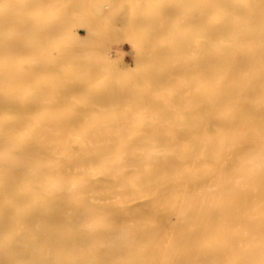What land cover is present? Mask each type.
Masks as SVG:
<instances>
[{
    "label": "bare ground",
    "instance_id": "6f19581e",
    "mask_svg": "<svg viewBox=\"0 0 264 264\" xmlns=\"http://www.w3.org/2000/svg\"><path fill=\"white\" fill-rule=\"evenodd\" d=\"M36 1L40 0H0V197H2V200L0 199L2 206L0 205V207H3L1 208L4 210L3 212L6 211L4 207H10L13 211V216L12 214L10 216L9 209L7 211L9 216L4 215L5 217H3L2 215V218L0 217V244L13 243L10 248L4 245L6 249H38L43 253H49L52 249H56L59 257L56 258L58 260L55 262H60L59 264H264V0L189 1V3L193 2V7L189 10H194L195 22H193V26L190 23L192 21L189 19L188 25L190 23V27L194 28L195 38L193 40L195 39L196 46L193 42L192 44L196 47V52L200 54V57H196L198 63L195 66L197 70L194 80L195 91H193L195 96L191 97V102L185 100L186 103L184 102L185 104L180 106L181 103L177 101V97L165 96L163 95L164 92L163 94L160 93L159 96L162 94L165 97L163 99L164 103H160L158 99L159 104L162 105V109L165 108L170 114L165 111L166 113L164 115L160 113L158 118L161 119V116H163L168 121L159 119L156 122L147 120L139 123L140 120H137L132 125L127 123L124 126L122 124L121 128L116 126H114L116 128H105L103 126L99 129V132L105 135L99 137H90L86 134L83 136L84 133L95 132V130L88 129L90 125L70 129L67 124L57 120L61 114L59 111H53L52 107V109L46 108V111L45 109L42 110L45 112L40 111L42 113L36 111L33 107L36 88L49 84V82L46 84V79V81L39 79L35 82L38 77L35 74H39L33 71V68H36V66H33V63L35 64L33 62L34 51L35 53H41V50L38 49L46 43L45 37L48 35V33L43 34V23L33 13V3ZM60 1H58V4L62 3ZM166 1L172 2L171 0ZM185 1L183 0V5L188 3V0ZM66 2L68 1L66 0ZM81 2L84 3L82 0ZM80 3L78 4L80 5ZM96 3L98 4V2ZM58 4L57 8L60 6ZM64 4L66 5V3ZM69 4L71 5L72 2H69ZM53 5H56L55 2ZM70 5L68 6L70 7ZM111 5L113 6L112 3ZM176 5L178 6V4ZM179 5L183 7L182 3ZM186 5L185 8L188 9L189 6ZM68 6L58 8V10L62 13ZM101 6L104 7V5ZM173 6H175L174 2ZM173 6H170L171 11ZM180 6L176 9H179ZM71 8V11H73V7ZM161 8V6L158 8L159 12ZM155 9L154 14H156ZM187 9L184 12L188 11ZM46 12L45 10L44 13ZM159 12L157 14H160ZM48 16L47 13L46 17ZM155 16L151 18L155 19ZM173 16L175 15L173 14ZM162 17L160 15V18ZM151 18H148L147 21L151 20L150 22L153 23L154 20L152 21ZM188 18H193V14L192 17ZM87 20L85 19V22ZM99 21L97 20L98 23H96L101 24V21ZM183 21L185 22V18ZM78 22L83 23L82 25L85 27L83 21ZM158 22L160 21L155 22V25ZM166 23L168 25V22ZM100 24L99 30H101L100 28L104 23ZM146 24L148 29L149 23ZM145 25L143 24L141 27ZM49 26H51V23ZM78 26V28H82L81 25ZM141 27L139 28L140 31L144 32V28L141 29ZM55 28L52 30H56V33L53 32L54 34H58L62 30ZM117 28L119 29L118 26ZM180 30V28L176 30L177 33ZM96 31L94 32L97 35L98 30ZM191 31L193 34V30ZM105 32L109 38H107V41L111 40L110 31L109 35L107 31ZM54 34L53 36H55ZM91 34H93L92 31ZM130 34L132 33L130 32ZM153 35L157 37V34ZM66 37H68V34L63 39ZM112 37L114 36L112 35ZM37 38L39 41L43 40V44L37 50H33ZM59 38H62L61 35H59ZM68 38L74 39L70 36ZM187 38L188 35L186 34V38L185 36L179 37L178 41ZM50 39L49 43L58 38L55 36L52 41ZM92 40L94 41V39ZM188 40L187 43L190 41ZM86 41H88L86 38L85 41L82 40V42L88 44L89 42ZM74 42L79 46L82 44V42L78 44L77 39ZM85 44L84 47H86ZM114 46L116 47V44H113ZM72 48L70 47L69 50L71 51ZM75 48L79 50L78 47ZM85 50L86 48H82L83 53ZM40 53L39 56L42 55ZM80 53H82L81 47ZM80 53L77 59H82L79 58L83 57L80 56ZM85 53L84 58L86 59L88 51L86 50ZM72 54L70 53V56H74V52ZM96 54L98 53H94L93 56ZM51 55L52 53H50ZM76 55L77 53H75ZM176 55L179 56V54ZM60 56L59 59L65 62L66 55L63 56L65 59H62L61 53ZM70 58L71 61L72 58ZM89 58V64L93 60L95 61L94 58ZM113 58L114 63L120 62L119 57ZM39 59H41V56ZM53 59L51 58L54 62L56 56ZM48 60L46 57V63L49 62ZM110 61L112 60L110 59ZM68 62L66 60V63ZM101 62L99 61V63ZM99 63L98 65H100ZM45 65L43 66L45 67ZM83 66H81V69ZM44 67L43 69H45ZM47 67L49 68V64ZM47 67L45 70L48 72ZM175 68L174 70L171 69L173 74ZM119 69L122 70L123 68ZM91 71H89L90 74ZM98 71L100 73V70ZM123 71L126 72V70ZM146 71L144 70L143 74ZM121 73L117 74L118 78H121V76L123 78ZM152 73L150 70V74ZM170 73H168V76ZM58 74L53 77L58 78ZM103 74L101 77H103ZM134 74L139 76L135 71ZM154 74L151 76L156 77ZM160 75L163 77V72ZM85 77V79L82 77L83 81L87 79L88 75ZM128 77L132 78V74L127 75V79ZM182 77L184 78V76ZM122 78L121 80L125 77ZM154 78L152 81L155 84L156 81L154 80H158V78ZM74 79V83L79 80L73 77ZM88 79L86 84L93 85L90 84V80L87 83ZM135 80L138 81L137 78H134V82ZM173 80L175 81V79ZM142 81L145 84L148 82ZM163 81L165 80L163 79ZM187 81L189 80H183L184 84ZM120 82V85L117 83V86L113 85L115 86L114 88L112 86L113 89L108 87L110 88L109 94L117 88L116 91L114 90L116 94L114 96L117 99L120 97L119 95L123 94H119V91H123L118 90V86H121L122 89V82ZM95 84L97 85L96 82ZM174 84L176 83L173 82L172 85ZM65 85L67 86V83ZM76 85L78 87V84ZM185 85L188 87L187 84ZM48 86L52 88V85L49 84ZM147 86L145 85L143 88ZM177 86L180 87V85ZM135 87L139 88L140 86L134 85L132 90L137 89ZM176 87H173V89ZM70 89L64 91L62 89V91L59 90L61 92H58L62 94V92L71 91ZM176 89L173 91H176ZM73 90L79 91L78 89ZM182 90L184 91V89ZM80 91V93H83L82 96L88 95L87 93L85 95V91ZM106 91L104 94L107 93ZM169 91L172 92L171 90L167 92L169 93ZM183 91L181 92L183 93ZM189 91L185 90V94ZM68 92L66 94L70 93L69 96H72L73 93ZM93 92L92 90L91 96H93ZM128 92H125L126 96H128L127 94L130 96L134 94V91H132L133 94ZM157 92L159 93V90L154 93L157 94ZM135 93L138 92L135 91ZM182 93L180 94L182 95ZM38 94L41 95L37 92V96ZM180 94L178 93V95ZM44 95L46 94L43 93ZM98 96L101 95L97 94L96 97L98 98ZM112 96L113 93L108 97L112 98ZM94 97L88 99L93 102L94 99H97ZM59 100L61 99L56 101ZM73 100L76 101V99ZM103 100L105 101V99H102L100 103ZM41 102L45 101L41 100ZM107 102L104 103L107 104ZM76 103L74 104L76 105ZM78 104L82 105L79 102ZM131 106L135 107L133 104L123 107L125 110H130ZM153 106L151 107L153 108ZM56 108L58 107L56 106L55 110ZM120 108L121 106H119L118 111H116L117 109L114 111L121 114L119 113ZM159 109H161V106ZM181 110L185 112L190 110V116L188 113V115L185 113V116L190 117L191 120H181L180 118L184 117ZM148 113L146 115L145 113L133 114L131 112L136 119L149 117ZM105 115L107 117V114L103 116L105 117ZM67 116L69 115L67 114ZM103 116L101 113V119L104 118ZM112 116L109 115V118L116 119L118 115L116 117ZM156 116L153 115V119H156ZM120 117L122 120L123 115ZM171 117H175V120L178 117L181 121H174ZM81 118L77 119L79 123L91 125L96 123L110 124L106 122L109 118H106L107 120L104 118L105 122H98L94 119L93 121L84 122L85 119ZM69 119L71 120V118ZM80 119L82 122H80ZM147 123L149 126L152 124V127H154L150 130L142 128ZM155 132L166 134V136L160 137L161 134H159V137L144 136V134ZM132 133L143 134V136H131ZM187 133L188 136H181V134ZM42 134L45 135L42 136ZM50 134L53 136H49ZM95 134L93 133V135ZM15 171H19L21 174H16ZM22 179L23 182L19 183L18 181ZM132 202H145L151 204L152 207L147 208L145 206L147 212H149V216L145 215L147 218L141 217L143 220H137L136 218L133 220L134 216H132V219L128 215L127 219L132 220L125 223L127 219L124 220L118 217L117 214H128L130 208L125 205ZM65 203L74 206L72 205L73 207L70 209V207L67 208ZM63 204L66 209L72 210V213L71 216L69 212L65 218L63 216L59 219L57 215L61 209L60 206ZM106 204H115L118 207L107 208L102 206ZM140 207L135 208L136 213L137 208L139 210ZM66 209L64 211L68 213ZM142 211L140 209L139 212ZM131 212L133 211L131 210ZM137 214L142 215L141 213ZM60 249H66V251ZM67 249H73L74 252L70 250L73 255L66 254ZM99 249H106L104 256L95 255L99 252ZM19 250H15V252H19ZM15 252L12 253L15 254ZM92 252L95 253L94 258L87 259L86 253H90L92 256ZM7 254L8 252L4 255ZM21 255L25 259L24 254ZM14 256H10V258ZM33 257L32 259H34ZM50 257L53 258V256ZM36 258H39V260H33V264H47L49 262L46 260L43 262V258L41 257L42 260H40V256H36ZM14 260L12 261L14 262ZM52 260L50 261L52 262ZM51 262L48 264H52Z\"/></svg>",
    "mask_w": 264,
    "mask_h": 264
},
{
    "label": "rangeland",
    "instance_id": "374dc122",
    "mask_svg": "<svg viewBox=\"0 0 264 264\" xmlns=\"http://www.w3.org/2000/svg\"><path fill=\"white\" fill-rule=\"evenodd\" d=\"M52 1V0H51ZM50 0H40V1H36V2H34L33 3V13H35V16L37 17V18H39L40 20H41V23H43V34L44 33H48V35H47V37H45L46 38V43H44V45L46 46H44V45H42L43 44V40L42 41H39V39L37 40V39H35V40H37L36 42H35V40L33 41V44H34V42L36 43V44H34L33 45V47H35V48H33V50H37L41 45V47H40V49H38L39 51L41 50V53L40 54H42V55H40L41 56V59L43 60V61H40L41 59H39L40 58V56H39V53H35V51H34V56H33V62H35V64L33 63V66L35 67L36 66V68L34 69L33 68V71H35L37 74H39V75H36L35 74V76H38L36 79H35V82L36 81H38L39 79L41 80V79H43V80H47V83L46 84H48V82H49V84L50 85H52V88H51V86H48V85H41V86H39V87H37L36 89V93H35V96H34V99H35V97L37 96V92H39V93H41V95L40 94H38V96L37 97H39V98H37L36 97V99L34 100L33 99V107H34V109L36 110V111H38V112H40V111H42V110H44L45 109V111H46V108H53L54 110L53 111H59V113L61 114V116H59V118L57 119V120H60L61 121V123H65V124H67V127H69L70 129H76L77 127H82V126H85V125H90V127L88 128V129H90V130H95V132H90V133H84V135L83 136H85V134L86 135H88V136H90V137H96V136H104L102 133H100L99 132V129L100 128H103V126L105 127V128H111V127H113V128H116V127H120L122 124L124 125V126H126L127 125V123H130L131 125L133 124V122H135V121H137V120H140L139 121V123H142V122H146L147 120H149L150 122L151 121H153V122H156L157 120H159L160 118H158V117H160V113H161V115L163 114H165L166 112H168L169 113V111H167V110H165V108L164 109H162V105L161 104H159V101H158V99L160 100V103H164V97L165 96H167V95H170V96H175V97H177L176 99H177V101H179V103H181V104H179L180 106L182 105H184L185 103H186V101L185 100H188V101H190L191 102V97L194 95L195 96V94H194V92L193 91H195V77H196V67L195 66H197V63L198 62H196V61H198L197 59H196V57H200V54H198L197 52H196V45H195V39L193 40V38H195V32H194V28H192V26L190 27V25L192 24H194L193 22H195L194 21V17H195V15H194V10L192 9V11L191 10H189L190 8H192L193 7V2L191 3H189V1H191V0H188V3H186V4H188V5H186V6H189V8L187 9V7L185 8V5H183L184 4V2H183V0H171L172 2H167L166 0H92V1H88V0H82L84 3H82L81 2V0H71V1H69V0H67L68 2H66V0H53L52 2H51ZM57 1V2H56ZM58 1H60V2H62L61 4H58ZM111 1V2H110ZM185 1V0H184ZM44 2V3H43ZM55 2V4L56 5H53V3ZM59 2V3H60ZM69 2H72V4L71 5H73V6H71L70 4H69ZM82 4H81V3ZM87 2V4H85ZM93 2V4L91 5V3ZM96 2H98V4L96 3ZM128 2V3H127ZM134 2V3H133ZM173 2H174V4H175V6H173ZM185 2H187V0L185 1ZM64 3H66V5L64 4ZM74 3H76V5H74ZM78 3H80V5L78 4ZM97 4V6H96V4ZM111 3L113 4V6L111 5ZM131 5H130V4ZM180 3H182V5H183V7H181L179 4ZM47 4V5H46ZM57 4L58 5H60L58 8H61V7H66V6H68V5H70V7L68 6L66 9H68V10H70V11H68V10H63L62 11V13H61V11L60 10H58V8L56 7L57 6ZM99 4H100V7H99ZM109 4V5H108ZM176 4H178V6L176 5ZM192 4V6H190ZM86 5V6H85ZM101 5H104V7L103 6H101ZM106 5V6H105ZM111 5V6H110ZM121 5H122V8H121ZM173 6V8H172V11L170 10V6ZM78 6H80V7H78ZM96 6V7H95ZM110 6V7H109ZM160 6L163 8H161L160 9V12L158 11L159 9L158 8H160ZM180 6V8H182L183 9V11H182V9H181V11L180 12H178L179 11V9H176V8H178ZM71 7H73V11H71L72 10V8ZM92 7H93V9H92ZM98 7V8H97ZM164 7H167V8H164ZM169 7V8H168ZM46 8V9H45ZM70 8V9H69ZM75 8V9H74ZM78 8H80L79 10H78ZM95 8H97V9H99V10H97V9H95ZM154 8H156L155 10H156V14H154L153 12H155L154 11ZM174 8H175V10H174ZM185 8V9H184ZM52 9V10H51ZM53 9H54V12H53ZM63 9V8H62ZM82 9V10H81ZM84 9H87V10H84ZM96 11H95V10ZM119 9V10H118ZM188 10V11H185L184 12V10ZM47 11L46 13H44V11ZM50 10V11H49ZM75 10V11H74ZM117 10V11H116ZM170 10V11H169ZM130 11H131V14H130ZM167 11V12H166ZM53 12V13H52ZM116 14H115V13ZM138 12V13H137ZM145 12H146V14H145ZM160 13V14H157V13ZM163 12V13H162ZM165 12V13H164ZM47 13H48V17H46L47 16ZM97 13H98V15H97ZM100 13V14H99ZM150 13V14H149ZM175 15V16H173V14ZM185 13H189V14H186L185 15ZM112 14H114V15H112ZM166 14V15H165ZM181 14H183V15H181ZM192 14H193V18H188V17H192ZM46 15V16H45ZM89 15H90V17H89ZM101 15V16H100ZM110 15H112V16H110ZM132 15V16H131ZM154 15H156L155 16V19L157 20V21H160V22H158V23H156V25H155V22H157L155 19H152L151 17H153ZM158 15V16H157ZM160 15H161V17L162 18H160ZM165 15V16H164ZM181 17H180V16ZM191 15V16H190ZM39 16V17H38ZM99 16V17H98ZM171 16H173V18H171ZM179 16V17H178ZM50 17V18H49ZM86 17V18H85ZM89 17V18H88ZM96 17H98L99 19H101L100 21H101V24H103L104 23V25H102V28H100L101 30H99L98 28L99 27H101V26H99V24H97L98 22H97V20L99 21V19L98 18H96ZM102 17V18H101ZM110 17V18H109ZM157 17V18H156ZM158 17H159V20H158ZM43 18H44V20H43ZM87 18H88V20H87ZM92 20H91V19ZM151 18L152 19V21L154 20V22L152 23V22H148L147 20H149V19ZM180 18V19H179ZM184 18H185V22L183 21L184 20ZM187 18V19H186ZM85 19L87 20L86 22H85ZM103 19V20H102ZM108 19H110L109 21H108ZM130 19V20H129ZM142 19H143V21H142ZM177 19V20H176ZM191 20L192 22H190L189 23V25H188V20ZM53 20V21H52ZM62 20V21H61ZM70 20V21H69ZM73 20V21H72ZM172 20V21H171ZM180 20H181V22H180ZM43 21V22H42ZM49 21H50V23H51V26H49L50 25V23H49ZM52 21V22H51ZM71 21L73 22L72 24H71ZM78 21H83L84 22V26L85 27H83V23H80V22H78ZM99 21V22H100ZM128 21H130V22H128ZM168 22V25H167V23L166 22ZM175 21V22H174ZM46 22H48V23H46ZM97 22V23H96ZM103 22V23H102ZM107 22V23H106ZM109 22V23H108ZM133 22V23H132ZM143 22V23H142ZM58 23V24H57ZM80 23V24H79ZM130 23V24H129ZM146 23H149L148 25V29H147V24ZM177 25H175V24ZM177 23H179L180 25H178ZM46 24H48V25H46ZM53 24V25H52ZM100 24V25H101ZM143 24L146 26V28H144V27H141V26H143ZM186 24V25H185ZM41 25V24H40ZM55 25V26H54ZM78 25H81L80 27H82V28H78L79 26ZM97 25V26H96ZM111 27H109V26ZM158 25V26H157ZM185 25V26H184ZM42 26V25H41ZM47 26V27H46ZM53 26V27H52ZM94 26H96L95 28H96V30H98V33H97V35L95 34V32L94 31H96V30H94L95 28H94ZM116 26V27H115ZM117 26L119 27V29L117 28ZM151 26V27H150ZM155 26V27H154ZM179 26V27H178ZM194 26V25H193ZM56 27V28H55ZM77 27V28H76ZM112 27H115L114 29L112 28ZM141 27V29H143V31L144 32H141L140 31V28ZM168 27V28H167ZM173 27V28H172ZM175 27V28H174ZM47 28V29H46ZM58 29V30H60V29H62V30H60L59 32H58V30H57V32H58V34H54L53 32H55V31H52L53 29ZM94 28V29H93ZM103 28H104V30H103ZM109 28V29H108ZM157 28V29H156ZM181 29L178 33H177V31L176 30H178V29ZM76 29V30H75ZM121 29V30H120ZM156 29V30H155ZM159 29V30H158ZM174 31H173V30ZM50 32H49V31ZM66 30V31H65ZM86 30H87V35H86ZM102 30H103V32H102ZM126 30H128L126 33H125V31ZM171 30V31H170ZM191 30H193V34H192V31ZM77 31H78V33H77ZM91 31H92V33L96 36V37H98L97 39H96V37L93 35V34H91ZM105 31H107V33H108V35L110 34V37H111V40L113 41H111V40H109V41H107V36H106V32ZM109 31H110V33H109ZM117 31V32H116ZM146 31V32H145ZM173 31V32H172ZM182 31H183V33H182ZM190 31H191V34H190ZM61 32V33H60ZM97 32V31H96ZM114 32H116V33H114ZM129 32V33H128ZM130 32L132 33V34H130ZM172 32V33H171ZM51 33V34H50ZM56 36V38H58V39H54L55 41H53V42H50V43H52V44H50L49 43V39H50V41H52L53 40V38H55V36H53V34ZM56 33V32H55ZM63 33V34H62ZM100 33H102L101 35H100ZM112 33H114V34H112ZM151 33H153V34H157V37H154V36H156V35H153V34H151ZM190 35H189V34ZM67 34H68V37L70 36V37H73L74 39H70V38H68V37H66L65 39H63V37H65V36H67ZM98 34H99V36H98ZM129 34V35H128ZM150 34V35H149ZM174 34H177L176 36L174 35ZM179 34H180V36H179ZM184 34V35H183ZM186 34L188 35V38L187 39H189L190 40V36H191V40H193V41H189L188 43H190V44H188L187 43V39H182V40H184L183 42H180V41H182V40H180V41H178V39H179V37L181 38V37H184L185 36V38H186ZM59 35H61V37L62 38H59ZM79 37H78V36ZM112 35L114 36V37H112ZM117 35V36H116ZM149 35V36H148ZM86 36V37H85ZM148 36V37H147ZM153 36V37H152ZM83 37V38H82ZM126 37V38H125ZM128 37V38H127ZM152 38V40H151V38ZM178 37V38H177ZM48 38V39H47ZM85 38L88 40V41H86L88 44H85L84 42H82V40L83 41H85ZM113 38H115V39H113ZM123 38V39H122ZM153 38H155V39H153ZM76 39H77V43L79 44L80 42H82V44L84 43L85 44V46L86 47H84V44H83V46H82V44L79 46V45H77L74 41H76ZM92 39H94V41L92 40ZM109 39V38H108ZM122 39V40H121ZM158 39V40H157ZM40 40H41V38H40ZM79 40V41H78ZM91 40V41H90ZM139 40H142L141 42L139 41ZM160 40V41H159ZM56 41H57V43H56ZM115 41V42H114ZM117 41H120V42H117ZM143 41H144V43H143ZM152 41V42H151ZM185 41H186V43H185ZM40 42V43H39ZM59 42V43H58ZM63 42V43H62ZM90 42H92V44H90ZM141 43V44H139V43ZM160 42V43H159ZM164 43V45H163V43ZM192 42L194 43V45L195 46H193V44H192ZM49 43V44H48ZM72 43H74V44H72ZM182 43H183V45H182ZM58 44H60V45H58ZM113 44L115 45L116 44V47L114 46L113 47ZM192 44V45H191ZM73 45V46H72ZM74 45H75V47H78L79 48V50L77 49V48H75L74 47ZM60 46V47H59ZM68 46H69V48L71 47H74V48H72L71 49V51L69 50V48H68ZM156 48H155V47ZM160 46V47H159ZM185 46H188V47H185ZM68 49H67V48ZM80 47H81V52L82 53H80ZM113 47V48H112ZM82 48L83 49H85L86 48V50L88 51V53H87V55H88V57L85 59L84 58V56H85V52H86V50H85V52L83 53V51H82ZM114 48H116V49H114ZM65 49V50H64ZM129 49H130V51H129ZM62 50H64V51H62ZM67 50H69V51H67ZM107 50H109V51H107ZM116 52H114V51ZM127 52H126V51ZM44 51V52H43ZM57 53H56V52ZM171 51H173V52H171ZM53 52H54V54H53ZM72 52H74V56H72L73 54H72ZM80 53V56H83V57H79V58H82V59H77L78 57L77 56H79L78 54ZM91 52H93V54L94 53H98V54H96V55H94L93 56V54H91ZM44 53H47V54H44ZM50 53H52V55L50 56ZM56 53V54H55ZM60 53H61V55H62V59H65L63 56H65V57H67L66 58V60H67V62L68 63H66V60H65V62L64 61H62V60H60L59 58H61V56H60ZM68 53H69V55H68ZM70 53L72 54L71 56H70ZM75 53H77V55L75 56ZM101 53V54H100ZM120 53V54H119ZM128 53V54H127ZM184 53V54H183ZM36 54H37V56H36ZM64 54V55H63ZM83 54V55H82ZM90 54V55H89ZM116 54V55H115ZM137 54V55H136ZM139 54V55H138ZM176 54H179V56L178 55H176ZM183 54V55H182ZM45 57H44V56ZM48 55V56H47ZM92 55V56H91ZM109 55H110V57H109ZM117 55H118V57H119V59H120V62L118 61H116L115 60V62H117V63H114V58L113 57H115V58H118L117 57ZM120 55V56H119ZM135 55V56H134ZM55 56H56V59H55ZM96 56V57H95ZM122 56H125L124 58H121ZM140 56V57H139ZM177 56V58H175ZM184 56V57H183ZM46 57H47V60L50 58V60H48L49 62H47L46 63ZM72 59H71V58ZM94 58L95 59V61L93 62L92 61V63L91 64H89L90 62H89V60H88V58ZM101 57V59H102V62H101V59H99L98 60V58H100ZM181 57V58H180ZM51 58L54 60V62L51 60ZM58 58V59H57ZM69 58L71 59V61L69 60ZM89 58V59H90ZM103 58H105V59H103ZM113 58V59H112ZM137 58H138V60H137ZM180 58V59H179ZM110 59L112 60V61H110ZM119 59H117V60H119ZM35 60V61H34ZM40 62H39V61ZM57 60V62H55ZM87 60H88V62H87ZM105 60H106V63H105ZM110 61V62H108V61ZM135 60H137V61H135ZM162 60H164V61H162ZM36 61H37V63H36ZM61 61H62V63H61ZM76 61H78V62H76ZM85 61H86V63H85ZM98 61V62H97ZM99 61L101 62V63H99ZM134 61H135V64H134ZM178 61V62H177ZM194 61V62H193ZM52 62V63H51ZM60 62V63H59ZM72 62H73V64H72ZM84 62V63H83ZM108 62V63H107ZM46 65H45V64ZM57 63V64H56ZM98 63L100 64V65H98ZM110 63V64H109ZM113 63V64H112ZM177 63V64H176ZM45 65V67L43 66V65ZM48 64H49V68L47 67L48 66ZM50 64H52V65H50ZM63 64V65H62ZM69 64H70V67H69ZM88 65V66H85V65ZM115 64V65H114ZM118 64V65H117ZM40 67V65H41V67L40 68H37L38 66ZM55 65V66H54ZM60 65H62L61 67H60ZM65 65V66H64ZM67 65V66H66ZM84 65V66H83ZM105 65V66H104ZM107 65H108V67H107ZM131 67H130V66ZM134 65H135V67H134ZM136 65H137V67H136ZM81 66H83L82 67V69H81ZM117 66H119V68H123L122 70L121 69H119V68H117ZM43 67L46 69V67H47V69L49 70V71H51L50 73H48L47 72V70H45V69H43ZM63 67H66V68H64L63 69ZM94 67V69L92 70V68ZM99 69H98V68ZM133 67V68H132ZM176 67V68H175ZM60 68V69H59ZM78 68H80V69H78ZM85 68V69H84ZM150 68V69H149ZM174 68H175V71H174V74H173V70H174ZM41 69V70H40ZM61 69H62V71H61ZM100 70V73H101V71H103L102 73H104L103 74V77H101V75H102V73L100 74V73H98L99 71L98 70ZM119 69V70H118ZM129 70V72H128V70ZM133 69V70H132ZM171 69H173L172 71H171ZM45 70V71H44ZM79 70V71H78ZM92 70V71H91ZM123 70H126V72H124ZM144 70L146 71V75L145 74H143V72H144ZM150 70H151V73L152 72H154V73H152V74H150ZM154 70V71H153ZM42 71H44V73H42ZM82 71V72H81ZM89 71H91V74H90V72ZM96 71V72H95ZM134 71H135V73H137V74H139V76L138 75H135L134 74ZM176 71H177V73H176ZM181 73H180V72ZM34 72V73H35ZM41 72V73H40ZM45 72H46V74H45ZM58 74V72H59V74H58V78L57 77H53V76H57V74ZM77 72H79L78 73V75H76V73ZM122 72V73H121ZM162 72H163V77H162V75H160V74H162ZM166 72H168V73H170V72H172V73H170L169 74V76H168V73H166ZM108 73V74H107ZM119 73H121V75L123 74V78H122V76H121V78L124 80V82H123V80H121V78L119 79L117 76L119 75ZM148 73V74H147ZM88 75V77H89V79H88V77H87V79H88V82L87 83H89V80H90V84L92 83L93 85H88V84H86V81H87V79L86 80H84L83 81V79H82V77H84V79L86 78L85 76L86 75ZM99 74H100V76H99ZM116 74V75H115ZM118 74V75H117ZM129 74L131 75L132 74V78L131 77H128V79H127V75L129 76ZM156 75V77L155 76H151V75ZM159 74V75H158ZM115 75V76H114ZM150 75V76H149ZM164 75H166L167 77H165ZM175 75V76H174ZM77 76V77H76ZM80 76H81V78H80ZM134 76V77H133ZM141 76V77H140ZM147 76H149L150 77V80H149V77L147 78ZM161 76V77H160ZM174 76V77H173ZM180 76V77H179ZM182 76H184V78L182 77ZM61 79H60V78ZM73 77L74 78H77V79H79V80H76V82L74 83V81H75V79L73 80ZM113 78V80H112V78ZM140 77V78H139ZM155 77V78H154ZM166 79H165V78ZM93 78V79H92ZM101 78V80H99ZM115 78H118V79H115ZM130 78V79H129ZM134 78H137L138 79V81L137 80H135V82H134ZM153 78L154 79H156V78H158V80H154V81H156L155 82V84H154V82L152 81L153 80ZM171 78H172V80H171ZM48 79H51L50 81L48 80ZM64 79H66L65 81H64ZM67 79H68V81H67ZM70 79V80H69ZM72 79V80H71ZM115 79V80H114ZM144 80V81H148L146 84H145V82H143L142 80ZM160 79H162V81H163V79L165 80V81H160ZM173 79H175V81L173 80ZM45 80V81H46ZM98 80V81H97ZM112 80V81H111ZM117 80V81H116ZM122 82H120V81ZM126 80V81H125ZM170 80H171V82L173 81L174 83H176V84H174V85H172V83L170 82ZM183 80L185 81V80H189V81H187V82H185V84H187L188 85V87L184 84V82H183ZM62 81H64L63 83H62ZM113 81H115V82H113ZM151 81V82H150ZM69 82V83H68ZM95 82L97 83V85L95 84ZM111 82V83H110ZM119 82L122 84V89H121V86H118L119 88H118V90H123V91H119L120 93L119 94H121V93H123L122 95H119L118 94V92H117V96L119 97L118 99L117 98H115V96L114 95H116L115 94V91L117 90V88H115L114 90H112L115 86H117V84H119ZM157 82H159V83H157ZM170 82V83H169ZM190 84H189V83ZM65 83H67V86L65 85ZM101 85H100V84ZM115 83V84H114ZM117 83V84H116ZM169 83V84H168ZM76 84H78V87H77V85ZM165 84V85H164ZM192 84V85H191ZM62 85H64V86H62ZM113 85H115V86H113ZM120 85V84H119ZM134 85H138V87L139 88H137V87H135V88H137V89H135V90H132V89H134L133 87H134ZM145 85H148L146 88H143ZM170 85H172V86H170ZM176 85H180V87L182 86V88L180 89V87L179 86H177L176 87ZM185 85V86H184ZM190 85V86H189ZM194 85V86H193ZM44 86V87H43ZM62 86V87H61ZM68 87V88H66V87ZM73 86V87H72ZM92 88H94L95 89V87H98V88H96L95 90L94 89H92ZM94 86V87H93ZM102 86V87H101ZM112 86H113V88H112ZM143 86V87H142ZM193 86V87H192ZM60 88V89H58V91L59 90H61L62 91V89H63V91L66 89V90H68V89H70L71 91L73 90V89H75V90H79L78 92L77 91H69V92H71V93H73L72 94V96H69V92L68 91H65V92H62V94L61 93H59V92H61V91H56L57 89H55V88ZM105 87V88H104ZM108 87H110V88H112L111 90H112V93H113V96H112V98H114V99H112V98H109L108 96L109 95H112V93L111 94H109V92H110V88H108ZM173 87H176L175 89H176V91H173V90H175V89H173ZM187 89H186V88ZM33 88H35V87H33ZM73 88V89H72ZM80 88V89H79ZM86 89V90H88L87 92L84 90V89ZM102 88V89H101ZM91 89V90H90ZM182 89H184V91L182 90ZM194 89V90H193ZM80 90H82L83 92L85 91V95H86V93L91 97H89L88 95H86V96H82L83 95V93H80L81 91ZM89 90H90V92H89ZM92 90L95 92H93V96H91V93H92ZM106 90H108V91H106L107 93H105L106 94V96H105V94H104V92ZM134 91V94H133V92L132 91ZM139 90V91H138ZM159 90V93L157 92V94H155L154 92H156V91H158ZM162 90V91H161ZM164 90V91H163ZM166 90V91H165ZM168 90H171L172 92H170L169 91V93L167 92ZM183 91V93L180 91ZM185 90L186 91H188V90H190L188 93L186 92V94H185ZM132 92L131 94H133V95H129V94H127L128 96H126V93L125 92ZM135 91H137L138 93H135ZM161 91V92H160ZM66 92H68L69 94H66ZM77 92V93H76ZM128 92V93H129ZM154 94H153V93ZM163 92H164V94H163ZM176 92V94L174 95V93ZM43 93L44 94H46V95H44L43 96ZM90 93V94H89ZM143 93V95H141ZM160 93H162L163 95H165V96H163L162 94H161V96H159V94ZM166 93V94H165ZM178 93L180 94V93H182V95H184V96H186V95H188L187 97H182V95L180 94V95H178ZM82 94V95H81ZM98 94V95H101V96H98V98L96 97V95ZM107 94H108V96H107ZM153 95V97H152V95ZM189 94H190V98H189ZM61 95H62V97H61ZM80 95V96H79ZM157 95V96H156ZM47 96V97H46ZM95 96V97H94ZM116 96V97H117ZM144 96H146V97H144ZM58 98V99H61V100H64V101H61V100H59V101H56V100H58V99H56V98ZM92 97H94V98H97V99H94V100H96V101H94L93 100V102H92V100H90V99H92ZM101 97H103V98H100ZM133 97V98H132ZM156 97V98H155ZM42 98V99H41ZM69 98V99H68ZM72 98V99H71ZM85 98H90V99H85ZM110 100H109V99ZM143 98H147L148 99V101H147V99H143ZM152 98V99H151ZM47 99V100H46ZM66 99H68V100H66ZM73 99H76V101H74ZM86 100V101H84V100ZM102 99H105V101L107 102L108 100V102H107V104L106 103H104L105 101L103 100V105H101L102 103H100V101H102ZM108 99V100H107ZM113 101H112V100ZM134 99V100H133ZM182 99V100H181ZM38 100H40V101H38ZM41 100H43V101H45V102H41ZM49 100V101H48ZM66 100V101H65ZM72 100V101H71ZM77 100H78V102L79 103H81L82 105H84V106H82V105H80V104H78V102H77ZM97 100H98V102H97ZM136 100V101H135ZM153 100V101H152ZM155 100V101H154ZM157 100V101H156ZM53 101V102H52ZM54 101H56V102H54ZM138 101V102H137ZM36 102H38L37 104H36ZM77 102V103H76ZM90 102V103H89ZM96 102V103H95ZM110 102V103H109ZM121 102V103H120ZM151 102H152V105H151ZM154 102H156L155 104H154ZM185 102V103H184ZM49 103V104H48ZM53 103V104H52ZM74 103H76V105L74 104ZM100 103V104H99ZM125 103V104H124ZM133 104V106H135V107H132L131 106V109L130 110H125L124 109V107L123 106H126V105H132ZM158 103V104H157ZM89 104H91V105H88ZM92 104H93V106H92ZM99 104V105H98ZM87 105V106H86ZM153 106V108L151 107V106ZM161 106V109H159L160 108V106ZM58 107V108H56V110H55V107ZM92 106V107H91ZM119 106H121V108H120V110H119V113H121V114H118V112H115L114 110H116V111H118V109H119ZM158 106V107H157ZM164 106V105H163ZM97 107V108H96ZM51 108V109H52ZM61 108V109H60ZM63 108H66V109H63ZM70 108V109H69ZM99 108H100V110H99ZM158 108V109H157ZM112 109V110H111ZM75 110H77V111H75ZM110 111V112H106V111ZM159 110H160V112H159ZM45 111H42V112H45ZM73 111H75V112H73ZM80 111V112H79ZM87 112V113H85V112ZM91 112V113H89V112ZM121 111V112H120ZM166 111V112H165ZM42 112H40V113H42ZM84 112V113H83ZM95 112V113H94ZM96 112H98V113H96ZM100 112V113H99ZM103 112H106V113H103ZM131 112H133V114L134 113H145L146 115H147V112H149L148 114V116L149 117H145V118H140V119H136L132 114H131ZM151 112V113H150ZM163 112V113H162ZM101 113H102V116L104 115V114H107V117H106V115H105V119L106 118H109V115H113L114 116V114H115V116L114 117H116V115H118L117 117H116V119L115 118H109V120H105L104 118H102L101 119ZM110 113V114H109ZM114 113V114H113ZM157 114V116H156V114ZM181 113H182V115H184V117L182 116L180 119L182 120V119H190V117L188 118V116H185V113H186V115H188L189 114V116H190V114H191V111L189 110V111H187V112H185V111H183V110H181ZM188 113V114H187ZM67 114L69 115V116H67ZM88 114V115H87ZM170 114V113H169ZM93 115H95V117H93ZM97 115H99V116H97ZM121 115H123V117H122V120L120 119L121 117L120 116ZM153 115L154 116H156L155 118L156 119H153ZM159 115V116H158ZM112 116V117H113ZM127 116V117H126ZM130 116V117H129ZM67 117V118H66ZM80 117H82L81 119H85L84 120V122H86V121H93V119L94 120H96V121H103V122H107V123H110V124H98V123H96V124H93V125H91V124H84V123H79L78 122V120L77 119H79ZM99 117V118H98ZM119 117V118H118ZM126 119H125V118ZM163 116H161V119L160 120H165V121H168V119L166 120L164 117V119L162 118ZM187 117V118H186ZM63 118V119H62ZM66 118V121L64 120ZM68 118H71V120L69 119L68 120ZM174 121H177V120H180L178 117H177V120H175V117L173 118V117H171ZM35 119H37V117H35ZM80 119V122H82V120ZM115 119V120H114ZM119 119V120H118ZM64 120V121H63ZM75 120H77L76 122H75ZM145 120V121H144ZM170 120V119H169ZM180 120V121H181ZM191 120V119H190ZM149 121H148V123H149ZM132 122V123H131ZM125 123V124H124ZM148 123H147V125H148ZM70 125V126H69ZM143 126L142 128H145L146 130H150V128H153L152 127V124H150V126L148 125V126ZM114 126H116V127H114ZM122 127V126H121ZM120 127V128H121ZM129 127V126H128ZM163 127V126H162ZM148 128V129H147ZM156 128V127H155ZM93 133L95 134V135H93ZM159 134H161L160 135V137H163V136H166V134H162V133H148V134H144V136H150V137H159ZM40 135H41V133H40ZM45 135V134H44ZM43 134H42V136H44ZM116 135V134H115ZM114 135V136H115ZM143 136V134H138V133H132V135L131 136ZM189 134L187 133V134H181V136H188ZM49 136H53V135H49ZM107 136V135H106ZM19 171H15V173L16 174H21V172H19ZM25 173V172H24ZM19 183L20 182H23V179L22 180H19L18 181ZM0 199L2 200V197H0ZM0 200V205L2 206V201ZM4 201V200H3ZM70 203H65V205L67 206V208H69L70 207V209H72L71 207H73L74 205L73 204H70V206H68ZM73 205V206H72ZM118 205V204H117ZM66 206H64V204L63 205H61L60 207H61V209H60V211H59V213H58V215L57 216H59L58 218L59 219H61L63 216H64V218H65V216L66 215H68L69 214V212H70V216H71V213H72V210H69V209H66ZM99 207L101 206V205H98ZM102 206H104V207H107V208H116V207H118V206H116L115 204H106V205H102ZM115 206V207H114ZM119 206H121V205H119ZM126 207H128V208H130V210H129V213L127 214V213H124L123 215H122V213H120V214H117V213H114V214H117V216L118 217H120V218H123L124 220L125 219H127L128 218V215H129V217L130 218H132V216H134L132 219L133 220H135V218L137 219V220H141L142 218H147V216H149L148 214H149V212H147V208H151L152 206H151V204H149V203H145V202H132L131 204H128V205H125ZM141 206V207H140ZM147 208H146V207ZM57 207V206H56ZM63 207V208H62ZM65 207V208H64ZM75 207H76V205H75ZM74 207V208H75ZM136 207H140V209H141V211L142 212H139L140 211V209L138 210V208H137V213H141L142 215H139V214H137L136 213ZM1 208H3V207H0V217L2 218V215H3V217H5L4 215H6V217L7 216H9L8 214H9V212H8V214H7V211L9 210L10 211V216H11V214H12V216H13V211H12V208H8V207H4V209L6 210L5 212H3L4 210L3 209H1ZM78 208V207H77ZM66 209V211L68 212V213H66L64 210ZM2 210V211H1ZM131 210L133 211V212H131ZM11 211H12V213H11ZM61 211H63L62 213H63V215H62V213H61ZM130 212H131V214H130ZM126 214V215H125ZM145 215H147L146 217H145ZM140 216V217H139ZM61 217V218H60ZM142 217V218H141ZM67 218H69V217H67ZM130 218H129V220L127 219V220H125V223H129L131 220H130ZM138 218H140V219H138ZM143 220V219H142ZM7 247L8 246V248H10V246L12 247L13 246V243H5V244H3V245H1L0 244V264H6V263H8V264H33V260H39V258H36V256L37 257H39L40 256V260H42V258H43V262L46 260L48 263H50L51 261L50 260H52V264L54 263H56L55 261H57L58 259H56V258H58L59 256H58V252L56 251V249H52L51 251H49V253H50V255H49V253H43V252H41V251H39L38 249H6L5 248V246ZM3 246H4V248H3ZM3 248V249H2ZM3 250V251H2ZM6 251V253L8 252V257H6L4 254H6L5 253V251ZM15 250H19V252H15ZM25 250H26V252H25ZM58 250V249H57ZM60 250H65L66 251V249H60ZM68 250V252L66 253V254H70V255H73V254H71L72 252H74V250L73 249H67ZM70 250H72V252L70 251ZM77 250V249H76ZM4 253H2V252ZM70 251V252H69ZM12 252H15V254L14 253H12ZM23 253L24 254V257H25V259L23 258V257H21V256H23V255H21V254ZM106 253V249H99V252L97 253V254H95V253H91L92 254V256L90 255V253H86V256H87V259L88 258H91V257H93L94 258V254L95 255H98V256H102L103 254H105ZM89 254V255H88ZM14 256V257H11L10 258V256ZM21 255V256H20ZM43 255H44V257H43ZM47 255V256H46ZM49 255V256H48ZM3 256H4V258H3ZM20 256V257H19ZM34 256V257H33ZM47 257V259H46V257ZM50 256H53V258L52 257H50ZM104 256V255H103ZM27 257H30L31 258V260H30V258H28L27 259ZM32 257L34 258V259H32ZM42 257V258H41ZM50 257V258H49ZM73 257V256H72ZM6 258H8V259H6ZM16 258H18V259H16ZM11 261H10V260ZM13 259H15L14 260V262L12 261ZM28 261H27V260ZM56 259V260H55ZM4 260V261H3ZM7 260V261H6ZM2 261V262H1ZM25 261V262H24ZM4 262V263H3ZM47 263V264H48ZM60 262H58V263H56V264H59Z\"/></svg>",
    "mask_w": 264,
    "mask_h": 264
}]
</instances>
